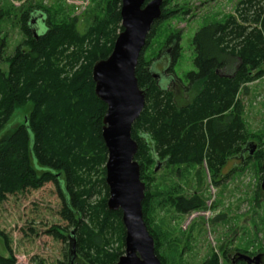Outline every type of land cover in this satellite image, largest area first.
<instances>
[{"label":"trees","instance_id":"trees-1","mask_svg":"<svg viewBox=\"0 0 264 264\" xmlns=\"http://www.w3.org/2000/svg\"><path fill=\"white\" fill-rule=\"evenodd\" d=\"M167 5L168 0H165L162 18L155 22L147 46L156 26L178 13V10H167ZM121 6L122 0H107L104 16L97 19L87 37L81 35L74 24H54L48 11L40 6L23 14L20 22L26 40L5 61L7 72L0 67V204L10 195L53 183L65 202L63 217L74 226L81 227V217H89L90 210L96 222L104 221L101 231H107L114 219L123 224L122 212H112L107 207L110 194L106 168L97 181L107 195L102 206L91 209L82 199L92 194L87 190L91 183L84 180L83 174H91L108 160L102 137L108 107L95 94L92 71L95 63L111 55L123 31ZM35 11L46 13V32L39 38L34 37L30 28ZM5 16L6 12L0 8V21ZM240 17V20L230 17L195 34L196 71L187 76L186 92L191 99L186 104L169 89L171 84L180 83L174 75L168 83L167 79L157 76L162 73L155 74L158 64L163 62L164 52L157 55L158 60L152 58L147 63L144 52L140 57L136 76L140 88L147 90V97L145 109L133 126L132 137L139 144L135 159L141 167V178L147 180L143 214L151 235L147 216L153 199L148 188L152 177H147L146 171L152 164L155 169L158 164L202 166L206 158L216 173L218 167L225 166L231 159L241 160L246 148L241 146L246 141L242 102L237 101V96L243 86L264 76V0H243ZM88 38L91 39L90 49L85 53ZM72 46L78 50L68 54ZM178 50L179 47L171 63V74ZM171 52L173 54L172 49ZM81 60H84L82 64ZM79 63L80 68L69 76V71L73 72ZM29 104L31 115L26 116L24 124L8 130L15 111ZM171 200L183 214L203 210L206 205L199 196L190 200L172 197ZM152 237L156 255L164 264L157 240ZM79 242L85 243L82 237ZM122 242L125 247L123 226ZM89 244L90 250H96L97 257L105 253L104 257L93 261L96 264H115L123 254L106 253L97 235L89 237ZM0 264L19 263L13 255L0 254ZM207 264H218V258Z\"/></svg>","mask_w":264,"mask_h":264},{"label":"rangeland","instance_id":"rangeland-1","mask_svg":"<svg viewBox=\"0 0 264 264\" xmlns=\"http://www.w3.org/2000/svg\"><path fill=\"white\" fill-rule=\"evenodd\" d=\"M106 1L0 0V8L6 12L0 21L1 69L7 72L8 64L5 61L26 40L20 21L28 9L40 6L42 10L48 11L54 24H74L75 29L87 37L97 19L104 16ZM242 1L168 0L167 10H178V13L156 26L143 57L147 63L152 58L158 60L157 55L164 52V64L158 66L155 74L163 73L167 63L170 60L173 63L174 53L179 47L172 75L180 83L171 84L169 89L183 104L191 99L186 92V86L189 85L187 76L196 71L195 34L230 17L240 20ZM253 12L254 9L251 15ZM41 13L46 15L43 11ZM45 32L44 27L41 33ZM90 41L88 38L85 42V53L90 49ZM171 49L173 57L168 53ZM77 50L72 46L67 53ZM83 62L81 60V64ZM79 68L80 63L72 69L73 72L69 71V76ZM237 97V101L242 102L241 119L246 141L241 146L244 148L249 143L256 144L257 150L252 156L247 154L240 161L231 159L225 166L218 167L216 173L211 170L206 158L202 166L163 164L156 171L155 164H152L146 171V176L153 179L148 184L153 197L147 216L148 224L157 240L164 264H207L215 257L218 258V264H234L237 253L252 258L264 254V76L243 86ZM30 115V104L17 109L8 130L23 125L26 116ZM104 168L106 165H98L91 174H83V179L91 183L87 190L92 191V194L91 197L84 195L82 199L87 201L91 209L102 206L107 196L102 184L97 182L103 176ZM141 179L147 191V180ZM194 196L205 201V209L183 214L171 200L172 197L190 200ZM64 208L65 202L53 183L38 190L8 196L0 204V254L5 257L13 255L19 264H96L93 261L105 255L103 253L97 257L96 250L89 249V237L97 235L101 237V246L106 253L111 256L125 255L126 248L122 242L124 224L120 225L114 219L107 231H101L104 221L96 222L90 210L89 217H81L83 225L77 227L64 219ZM81 237L84 244L79 242ZM72 239L76 242L73 262L70 257Z\"/></svg>","mask_w":264,"mask_h":264},{"label":"water","instance_id":"water-1","mask_svg":"<svg viewBox=\"0 0 264 264\" xmlns=\"http://www.w3.org/2000/svg\"><path fill=\"white\" fill-rule=\"evenodd\" d=\"M164 3L165 0H122L123 31L118 35L111 55L95 63L92 71L95 94L108 107L102 131L108 151L106 184L110 195L107 207L112 212H122L125 228V255L115 264H162L156 255L155 240L144 221L146 185L141 179L140 164L135 159L139 144L133 139L132 131L145 109L147 97V90L139 86L136 70L152 28L162 18ZM256 150L257 145L249 143L241 160L247 153L252 156ZM161 166L158 164L156 171ZM75 251L76 242L72 239L71 262ZM240 259L247 264H260L262 256L242 255Z\"/></svg>","mask_w":264,"mask_h":264},{"label":"flooded vegetation","instance_id":"flooded-vegetation-1","mask_svg":"<svg viewBox=\"0 0 264 264\" xmlns=\"http://www.w3.org/2000/svg\"><path fill=\"white\" fill-rule=\"evenodd\" d=\"M46 19L45 16L43 15V13H40L38 11H35V13L33 14V19L31 20V30L33 32L34 37L36 38V34L39 36L42 35V29L45 27L46 28ZM0 50H2V46L0 45ZM170 56L171 55V50L168 52ZM166 55V54H165ZM163 59V57H162ZM170 59V58H169ZM171 60L167 63V66L164 67V69L162 70V74L161 75H157L158 77H161L162 79H167V82L170 83L171 78L173 77V75L170 72V67H171ZM164 64L163 62L159 63L158 65H162ZM174 83V81H173ZM248 154V153H247ZM246 154V155H247ZM236 161H238L237 159H235ZM240 161V160H239ZM243 254L241 253H237L234 257L233 263L234 264H239V263H246L247 262L245 260H241L240 256H242ZM262 256V261L260 262V264H264V254H258Z\"/></svg>","mask_w":264,"mask_h":264}]
</instances>
